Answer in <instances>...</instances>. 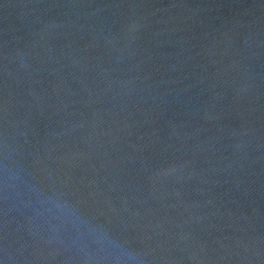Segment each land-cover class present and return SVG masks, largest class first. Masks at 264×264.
<instances>
[{"label":"water","instance_id":"1","mask_svg":"<svg viewBox=\"0 0 264 264\" xmlns=\"http://www.w3.org/2000/svg\"><path fill=\"white\" fill-rule=\"evenodd\" d=\"M0 264H264V0H0Z\"/></svg>","mask_w":264,"mask_h":264}]
</instances>
